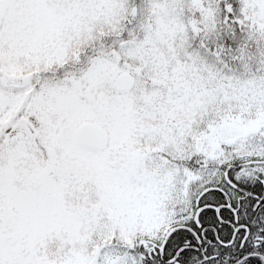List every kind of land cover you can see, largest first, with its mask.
<instances>
[{
    "label": "snow or ice",
    "instance_id": "6c2138e0",
    "mask_svg": "<svg viewBox=\"0 0 264 264\" xmlns=\"http://www.w3.org/2000/svg\"><path fill=\"white\" fill-rule=\"evenodd\" d=\"M0 264H264V0H0Z\"/></svg>",
    "mask_w": 264,
    "mask_h": 264
}]
</instances>
